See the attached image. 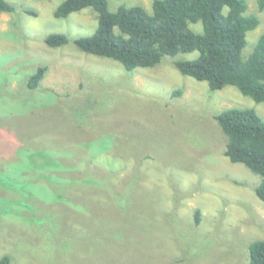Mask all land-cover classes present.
<instances>
[{"label":"rangeland","instance_id":"374dc122","mask_svg":"<svg viewBox=\"0 0 264 264\" xmlns=\"http://www.w3.org/2000/svg\"><path fill=\"white\" fill-rule=\"evenodd\" d=\"M154 1L108 6L152 13ZM244 1L259 19L245 57L264 33V10ZM61 2L14 0L15 11L0 14V259L250 264V244L264 240V204L254 193L260 177L224 155L227 138L214 117L240 108L264 120V104L232 86L212 93L172 66L198 52L131 72L80 52L73 41L95 32L96 14L55 19ZM51 33L69 43L48 48ZM38 67L46 73L30 91Z\"/></svg>","mask_w":264,"mask_h":264},{"label":"trees","instance_id":"16d2710c","mask_svg":"<svg viewBox=\"0 0 264 264\" xmlns=\"http://www.w3.org/2000/svg\"><path fill=\"white\" fill-rule=\"evenodd\" d=\"M12 1L0 0V14L15 11ZM256 3L262 12L264 0ZM84 9L95 12L97 27L91 36L73 41L80 52L112 60L129 72L153 68L164 57L198 52L196 59L175 60L172 66L182 76L207 83L212 93L232 86L264 104V33L244 57L247 33L259 25L258 17L247 13L244 0H155L152 13L141 7H119L112 12L108 0H62L54 18L67 19ZM24 13L35 15L29 10ZM197 23L202 25L200 33L190 29ZM44 43L56 49L67 45L69 39L62 33H51ZM45 73V67H38L28 77L26 87L38 89ZM181 94L182 90H177L172 95ZM214 119L227 138L224 155L260 177L254 193L264 204V120L254 110L240 108L225 109ZM195 223H200L199 211ZM10 263L8 256L0 259V264ZM249 263L264 264V240L250 244Z\"/></svg>","mask_w":264,"mask_h":264},{"label":"bare ground","instance_id":"6f19581e","mask_svg":"<svg viewBox=\"0 0 264 264\" xmlns=\"http://www.w3.org/2000/svg\"><path fill=\"white\" fill-rule=\"evenodd\" d=\"M31 73V72H30Z\"/></svg>","mask_w":264,"mask_h":264}]
</instances>
